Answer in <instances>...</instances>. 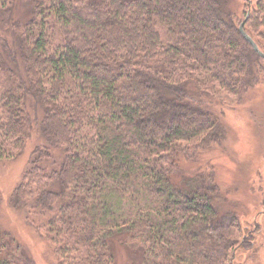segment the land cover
Segmentation results:
<instances>
[{
    "label": "trees",
    "instance_id": "obj_1",
    "mask_svg": "<svg viewBox=\"0 0 264 264\" xmlns=\"http://www.w3.org/2000/svg\"><path fill=\"white\" fill-rule=\"evenodd\" d=\"M240 2L264 51V0ZM225 3L0 0V162L25 150L38 109L47 145L9 204L53 264H234L249 243L246 192L201 163L223 112L264 86ZM16 224L0 218V264H37Z\"/></svg>",
    "mask_w": 264,
    "mask_h": 264
},
{
    "label": "rangeland",
    "instance_id": "obj_2",
    "mask_svg": "<svg viewBox=\"0 0 264 264\" xmlns=\"http://www.w3.org/2000/svg\"><path fill=\"white\" fill-rule=\"evenodd\" d=\"M240 1L226 0L227 10L224 9L230 12L234 8L232 12L236 13V18L239 17L237 23L243 19L244 10ZM248 2L253 3L254 0H248ZM37 110L35 109L36 121L33 123L31 137L25 150L15 160L0 162V203L2 206L0 218L7 214L17 222V237L30 249L37 264H53L44 242L24 225L22 214L9 204L11 191L20 181L33 150L36 147L47 145L39 132L38 120L42 113ZM261 112H264V86L254 88L245 97L243 104L223 112L225 135L221 144L201 155L203 168L214 170L224 189L230 187L233 191L238 185L240 197L237 196V199L240 200L245 192V196L248 197L243 198L248 208L245 214L241 215L240 220L249 243L237 249L234 264H264V207H261V200L264 199V152L261 151L264 150V133L260 135L255 133V117ZM56 153L55 150L53 158ZM257 186L261 187L262 192L257 190ZM253 188H256V191ZM220 206L221 209L230 207L223 201H220ZM239 208L242 210L241 206Z\"/></svg>",
    "mask_w": 264,
    "mask_h": 264
},
{
    "label": "water",
    "instance_id": "obj_3",
    "mask_svg": "<svg viewBox=\"0 0 264 264\" xmlns=\"http://www.w3.org/2000/svg\"><path fill=\"white\" fill-rule=\"evenodd\" d=\"M249 12H247L246 16L244 17V19L242 20V22L239 24V31L240 33L243 35V37L248 41V43L251 45V47L253 48V50L262 58L264 59V52L262 50H260V48L258 47V45L256 44V42L252 39V37L244 31V24L245 21L247 20Z\"/></svg>",
    "mask_w": 264,
    "mask_h": 264
},
{
    "label": "flooded vegetation",
    "instance_id": "obj_4",
    "mask_svg": "<svg viewBox=\"0 0 264 264\" xmlns=\"http://www.w3.org/2000/svg\"><path fill=\"white\" fill-rule=\"evenodd\" d=\"M263 51V50H262ZM264 52V51H263ZM264 60V59H263ZM263 211H264V209H263Z\"/></svg>",
    "mask_w": 264,
    "mask_h": 264
}]
</instances>
